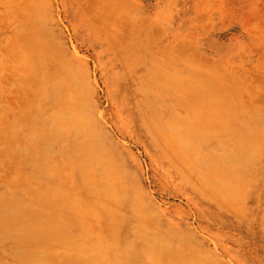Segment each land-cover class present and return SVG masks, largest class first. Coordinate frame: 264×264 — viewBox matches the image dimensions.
Returning a JSON list of instances; mask_svg holds the SVG:
<instances>
[{"label":"rangeland","instance_id":"374dc122","mask_svg":"<svg viewBox=\"0 0 264 264\" xmlns=\"http://www.w3.org/2000/svg\"><path fill=\"white\" fill-rule=\"evenodd\" d=\"M0 1V85L3 60L37 47L16 23L41 6L116 153L85 173L50 126L9 151L2 102L0 264H264V0Z\"/></svg>","mask_w":264,"mask_h":264},{"label":"bare ground","instance_id":"6f19581e","mask_svg":"<svg viewBox=\"0 0 264 264\" xmlns=\"http://www.w3.org/2000/svg\"><path fill=\"white\" fill-rule=\"evenodd\" d=\"M22 1H24V0H22ZM22 1H20L19 4H21ZM76 1H79V0H76ZM15 2L10 1L9 3L8 2L7 3L8 4L13 3V5H14ZM58 2H59V0H58ZM0 3H1V1H0ZM16 3L14 6L17 5V6L21 7V5H18ZM23 3L25 4V1ZM23 3H22V7L24 6ZM83 3L85 4V2H83ZM3 4H5V3H3ZM8 4H5V5H8ZM11 5L12 4H10V6ZM118 5H121V4L118 3ZM7 7H6V9H7ZM27 7H25V8H27ZM116 7H118V6H116ZM12 8H13V6H12ZM28 8H30V7H28ZM86 8L88 9V7H86ZM92 8H94V7H92ZM16 10H17V8H16ZM96 10H97V8H96ZM30 11H31L30 14L28 16H26L24 20H21V21L17 20L16 29L18 31L21 30L22 28H24L23 30L40 31L39 34L35 35V33H36L35 32L34 33L35 36L34 35L32 36L33 39H34V37H36L35 38L36 40L35 39L34 40L36 41L37 47L36 48L35 47L30 48L31 46H30V44H28L30 47H28V45H27V50L30 49L31 52H30V50H29V52L27 51L26 52L27 54L25 56L23 54H21V52H20V48L22 45L20 46V48L17 47L20 43H18V45H16V46L13 44L15 46V47L13 46V48H15V49L19 48L18 51L15 50L16 52H12L13 50L11 51V50H7L4 48L7 51H11L12 53H15V55L18 54L16 56V58H14V55L12 57V54L10 57L8 56L9 61L7 63L4 62V60H3L4 65L2 67V71L6 77L7 82L4 79H3V81H5V83H4L5 85H8L11 82L10 88L8 87V89L6 90L3 83H1V85H0V115L3 113V109H4V105H1V104H2V102H5L6 105H5L4 113L6 114V117H5V120H1V121H5V122H3V128L6 129L7 133H9V138H8L9 142H7V143L10 146V150L9 149L8 150L11 151V149H13V148L14 149L19 148L20 150L21 149L23 150L27 146V144H25V146H24V144H22V138L25 134L24 131H26L25 128H27V126L28 127L31 126L32 132H34V131L37 132L39 127H41L42 129H48V126H50L49 129L55 128L57 131L61 132L60 134H57V136L59 135L58 137L56 136L57 142L62 144L63 149H64V150L62 149L63 152H60V153L64 157H66V156L71 157V160L68 159V161H71V162L73 161V163L74 162L78 163V161H81L80 164H78V168H79V166L84 167L83 171L85 173H86L87 168H88V166H87L88 161L92 157H94V156L96 157V155H98V154H101V156L106 158L107 161H109L110 163H113V161H114L113 154H116L115 151L112 149L113 144H111V145L108 144L106 142V139L101 135V132L99 130V126H98V123L96 120L97 119L96 118V112L94 110L93 100H92V95H93V93L96 92V89H97L95 82H94V86H92V83L88 80V73L86 71L85 65L80 61L74 62L72 60V58H69L66 55V52L64 51L62 45L55 41L56 39L54 38L55 37L54 33L50 29H48V27H47L50 16L49 17L47 16L48 14H46L45 10L40 6L38 9H32ZM89 11H87V12H89ZM113 11H114V9H113ZM110 12H112L111 9H110ZM130 12H131V10H130ZM6 16H8V15H6ZM64 16H63V18H65ZM3 17H5V16H3ZM98 18H100L102 20V23L105 24L103 19H102L103 18L102 16L99 15ZM11 19H14V18H11ZM53 19H54V17H53ZM104 19H105V17H104ZM114 20H116V19L114 18ZM61 21H62V19H61ZM95 23H97V20ZM64 25H66V24H64ZM116 25H117V23H116ZM95 26H96V24H95ZM46 27H47V29H45ZM106 27L109 28V26H106ZM102 30H104V29H102ZM22 33L25 34L26 31L22 32ZM29 33H31V32H29ZM46 33H49V37L46 36V39H45L43 35ZM18 34H21V33L19 32V33H17V35ZM40 34H42V35H40ZM121 34H123V36H124L125 32L121 33ZM121 34H120V37H122ZM18 36H20V35H18ZM13 39H15V38H13ZM23 40H25V39H22V41ZM11 41H12V38H11L10 42ZM19 41H21V40H19ZM108 41H109V39H108ZM29 42H31V41H29ZM117 44H119V43H117ZM137 45H138V43H137ZM139 45L141 46V44H139ZM24 46H25V44L22 47H24ZM137 48H139V46ZM22 49H24V48H22ZM24 50H21V51H23L22 53H24ZM7 51H5V52H7ZM17 52H20V53H17ZM118 53H119V51H118ZM6 54H8V53H6ZM6 60H8L7 57H6ZM128 60H129V58H128ZM134 67H135V65H134ZM24 68H25V70H23ZM101 68H100V70H101ZM1 82H2V80H1ZM154 82L156 83V84H153L154 90L155 91L161 90L163 93L166 94V90L163 89V87L166 86V75L159 73L157 75V77L154 79ZM150 89L151 88L147 87V86H145L141 89V91L144 93L145 97L149 94ZM146 104L149 106L148 103H146ZM102 116L103 115L101 114V117ZM46 119L49 120V122H47ZM33 142H35V141H33ZM38 142H39V140H38ZM28 145H30V144H28ZM28 149H30V148H28ZM14 153L17 156L18 153L15 151H14ZM71 162L69 163V165L72 164ZM94 162L96 164L97 160ZM73 166H75V165L73 164ZM44 170H46V169H44ZM66 172H68V174H69V170ZM97 173L100 174V172H97ZM89 174H87V175H89ZM93 174H94V172H93ZM53 175L55 176V174H53ZM58 175H60V174H58ZM58 175L56 178H58ZM90 175H92V174H90ZM60 180H61V178H60ZM74 180H75V178H74ZM71 181H73V180H71ZM63 183H66V181H64V179H63ZM62 188H64L63 185H62ZM60 189H61V187H60ZM96 193L97 192H95V194ZM98 196H100V195H98ZM83 211L84 210H82V212ZM211 239H210L211 242L215 246L219 247V246L223 245V242H221L222 241L221 236L219 234H216L215 237L211 238ZM70 245H72V244H70ZM77 254H79V253H77ZM231 262L232 261H230V263Z\"/></svg>","mask_w":264,"mask_h":264}]
</instances>
